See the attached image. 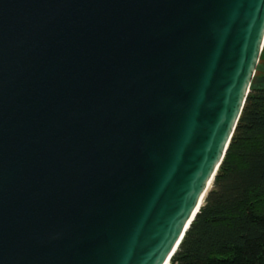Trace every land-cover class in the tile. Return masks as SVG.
<instances>
[{"label": "water", "instance_id": "obj_1", "mask_svg": "<svg viewBox=\"0 0 264 264\" xmlns=\"http://www.w3.org/2000/svg\"><path fill=\"white\" fill-rule=\"evenodd\" d=\"M264 46V0H0V264H164Z\"/></svg>", "mask_w": 264, "mask_h": 264}, {"label": "trees", "instance_id": "obj_2", "mask_svg": "<svg viewBox=\"0 0 264 264\" xmlns=\"http://www.w3.org/2000/svg\"><path fill=\"white\" fill-rule=\"evenodd\" d=\"M170 264H264V87L255 77L224 158Z\"/></svg>", "mask_w": 264, "mask_h": 264}, {"label": "rangeland", "instance_id": "obj_3", "mask_svg": "<svg viewBox=\"0 0 264 264\" xmlns=\"http://www.w3.org/2000/svg\"><path fill=\"white\" fill-rule=\"evenodd\" d=\"M254 77L257 78L258 85L264 87V53L258 61Z\"/></svg>", "mask_w": 264, "mask_h": 264}, {"label": "bare ground", "instance_id": "obj_4", "mask_svg": "<svg viewBox=\"0 0 264 264\" xmlns=\"http://www.w3.org/2000/svg\"><path fill=\"white\" fill-rule=\"evenodd\" d=\"M164 264H170V259L167 260Z\"/></svg>", "mask_w": 264, "mask_h": 264}]
</instances>
